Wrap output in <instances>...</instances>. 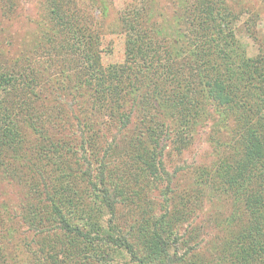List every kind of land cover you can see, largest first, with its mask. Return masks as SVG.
<instances>
[{"label":"trees","instance_id":"trees-1","mask_svg":"<svg viewBox=\"0 0 264 264\" xmlns=\"http://www.w3.org/2000/svg\"><path fill=\"white\" fill-rule=\"evenodd\" d=\"M43 2L49 20L64 37L59 46L61 53L74 61L76 52L94 41L87 22L76 16L82 14L77 0ZM196 3L198 14L188 30L181 16L175 17L171 33L162 20L152 23L155 35L168 33L175 38L163 56H159L153 34H148L141 23V18L147 15L142 11L143 4L125 9L119 18L125 36L123 64L101 68L91 54L85 53L81 83L90 92V103L103 109L131 98L137 84L145 82L144 93L133 95V106L140 113L137 124L142 128L134 134L131 147L140 166L146 167L147 173L152 172L150 175L158 177L157 170L161 168L160 139L167 138L174 149L181 151L190 146L201 129L213 125L224 131L227 140L218 141L224 151L219 155L216 177L218 184L224 185V192L234 194L237 201L229 216L220 222L227 232L218 255L225 264H264V54L247 55L231 27L233 10L227 0H196ZM159 15H163L161 11ZM14 83L10 75L0 72V172L26 175L24 184L36 194H24L14 212L5 203L0 207V264H7L6 243L14 244L12 264H47L39 258L31 259L28 250L26 256L20 254L22 248L30 247L26 236L18 237L22 225L34 236L46 232L51 235V239H46L48 243H44L46 247L41 248L45 247L54 264H114L116 249L125 252L133 264H191V256L198 254H192V248L181 249L174 221L170 232L163 231L169 213L151 220L147 226L151 216L146 218V213L139 210L145 225L135 230L137 225L131 223L124 227L128 231H123L116 220L118 207L126 204V198L110 194L104 171L99 178L93 177V164L87 158L81 177H87L94 194L77 197L71 183L72 173L66 169L59 150L63 146L60 142H48L45 154L55 167L52 174L57 173L51 187L57 191L40 193L39 184L48 186L47 178L38 171L33 158L21 152L23 137L18 118H14L15 108L11 111L4 105V93L14 88ZM124 105L121 103V108ZM132 110L129 113L121 110L122 114L117 110L121 129L130 125ZM86 139L82 137V148H87ZM212 193L214 189L211 197ZM104 213L112 220H108L107 228L100 223ZM14 218L20 223L18 227ZM179 220L180 217L176 222Z\"/></svg>","mask_w":264,"mask_h":264},{"label":"rangeland","instance_id":"rangeland-1","mask_svg":"<svg viewBox=\"0 0 264 264\" xmlns=\"http://www.w3.org/2000/svg\"><path fill=\"white\" fill-rule=\"evenodd\" d=\"M139 3L143 4L142 11L147 14L141 18V23L148 34H153L159 56L173 46L175 38L168 33L174 31L175 17L181 16L184 19L182 24L188 30L198 14L196 0H77V8L82 14L76 16L87 22L94 41L78 50L74 61H69L59 48L64 37L49 20L43 0H0V72L10 75L16 84L4 93V105L11 111L15 108L14 118H18L23 137L21 152L31 156L38 164V171L47 178L48 186L39 184L41 194L57 191L52 189V179L57 173L52 174L55 167L50 165L52 160H48L45 154L48 142H60L63 146L59 150L64 155L66 169L72 173L71 183L77 197L83 194L81 197L88 198L89 194H94L87 177H81L87 165L84 158H87L93 164V177L99 178L100 172L104 171L110 194H121L126 198V204L118 207L116 220L123 231H128L124 227L131 223L137 225L135 230L141 224L145 225L141 222L139 210L146 213V218L151 216L147 226L151 220L169 213L168 223L163 222V231L170 232L174 221L173 228L181 237V249L192 248L191 253L198 254L197 257L191 256V264L198 261L200 264H225L218 255L227 232L221 228L220 222L229 216L237 201L234 194L228 190L224 192V185L218 184L216 177L219 155L224 151L218 141L224 143L226 133L213 125L208 126L181 151L174 149L167 138L160 139L161 168L157 170L158 177L150 175L152 172L147 173L146 167L140 166L131 147L134 134L142 128L137 124L140 113L133 106V95L139 91L144 93L145 82L137 84L138 89L130 94L131 98L128 96L118 106L111 103L103 109L90 103V92L81 83L85 53L91 54L101 68L123 64L125 36L119 18L125 9ZM226 4L233 10L231 27L234 35L247 55L264 54V0H227ZM160 11L163 15H159ZM158 20L166 25L167 35L153 32L152 23L155 21L156 24ZM63 84L69 89H64ZM121 103L125 104L122 108ZM131 108L134 109L131 123L121 129L117 110L129 113ZM84 136L87 148H82ZM20 174L0 172V207L5 203L11 212L24 194H36L24 184L26 175ZM219 186H222L220 191L215 193ZM108 220L111 216L104 213L100 220L104 228L108 227ZM13 223L17 227L20 224L15 218ZM46 233L34 236L32 232H26L25 226H20L18 237L26 236V241L30 242V247L22 248L20 254L26 256L28 250L31 259L39 258L47 264H54L46 254L44 243L51 239ZM13 245L6 243L7 264H12ZM18 249L20 251V245ZM114 264L133 263L125 252L116 249Z\"/></svg>","mask_w":264,"mask_h":264}]
</instances>
